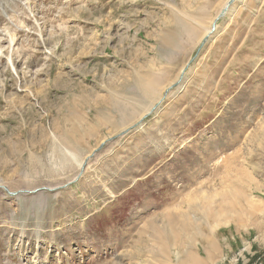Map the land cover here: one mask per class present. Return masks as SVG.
Segmentation results:
<instances>
[{"label":"rangeland","instance_id":"1","mask_svg":"<svg viewBox=\"0 0 264 264\" xmlns=\"http://www.w3.org/2000/svg\"><path fill=\"white\" fill-rule=\"evenodd\" d=\"M225 1L0 11V264H157L170 230L264 221V0Z\"/></svg>","mask_w":264,"mask_h":264},{"label":"crops","instance_id":"2","mask_svg":"<svg viewBox=\"0 0 264 264\" xmlns=\"http://www.w3.org/2000/svg\"><path fill=\"white\" fill-rule=\"evenodd\" d=\"M78 139L80 142L84 140ZM176 223L178 220L173 218L172 225ZM190 227L194 228V224ZM172 242L178 250L176 258L160 257L157 264H264V221L253 223L247 230L232 223L222 227V232H203L200 235H195L194 230L189 231V226L185 224L180 230H170L164 235L165 246L173 245ZM145 262L155 264L148 259Z\"/></svg>","mask_w":264,"mask_h":264},{"label":"bare ground","instance_id":"3","mask_svg":"<svg viewBox=\"0 0 264 264\" xmlns=\"http://www.w3.org/2000/svg\"><path fill=\"white\" fill-rule=\"evenodd\" d=\"M1 1V0H0ZM16 0H7V1H5V2H3L1 5H0V11H1V13L3 14V16H5V17H8L9 15H10V13H11V8H10V5H12L13 4V2H15ZM195 1V0H194ZM237 0H226L225 1V3H224V7H225V5H227V7H226V9H224V11H223V13L221 14V15H226L229 11H230V9H231V6L234 4V2H236ZM193 4V3H192ZM220 15V16H221ZM10 16H12V14L10 15ZM218 18V17H217ZM8 19V18H7ZM217 20V19H216ZM211 28H212V26L208 29V31H207V33H206V35H203L204 36V39H206V38H208L210 35H211ZM12 34V33H11ZM14 34V33H13ZM195 34V33H194ZM172 35H174V34H172ZM179 35V34H178ZM12 36V35H11ZM195 38V37H194ZM168 39H169V37H168ZM163 41V40H162ZM204 41V40H203ZM169 42V41H168ZM161 43H163V42H161ZM165 43V42H164ZM168 44V43H167ZM191 44V43H190ZM195 44V43H194ZM173 46H175V45H173ZM188 46V45H187ZM181 48V47H180ZM180 51V50H179ZM190 52V51H189ZM145 76H147V75H145ZM181 76H182V74H181ZM180 76V77H181ZM142 77V76H141ZM150 77V76H149ZM145 78L144 80H143V82H140V85L139 86H141V89H142V91H144V93L146 94V95H154L155 94V92H157V86L158 85H161V84H159V83H157V80H155V81H153L152 80V78L150 77V78ZM140 78V77H139ZM161 83V82H160ZM170 86H173V83L170 85ZM180 87H182V85L180 86ZM170 89V88H169ZM161 92V91H160ZM162 92H163V90H162ZM166 92H168V90L166 91ZM161 94V93H160ZM156 95H159V94H156ZM165 96V95H164ZM164 96L163 97H161V98H159V100H158V103H157V105H159L161 102H162V100L164 99ZM159 97V96H158ZM151 98V97H150ZM131 99V98H130ZM147 99H148V97H147ZM115 100V99H114ZM118 100V99H117ZM118 102V101H117ZM120 102V101H119ZM146 102V101H145ZM148 102V101H147ZM148 103H150V102H148ZM154 103V102H153ZM115 105V104H114ZM157 105H155V106H157ZM115 106H117V108L119 109V106H120V103H116V105ZM125 106V105H124ZM122 107V106H121ZM120 107V108H121ZM123 108V107H122ZM147 108V107H146ZM148 108H150V106L148 107ZM125 109H129V106L127 105V107H125ZM154 110V107H152V109H151V112ZM130 112V111H129ZM150 111H147L146 113H142V114H140V115H143V117H141V118H139V119H137L135 122H134V124L128 129V130H126V131H123L121 134H120V136L119 137H121V136H124V133H127V132H129L130 130H132L134 127H136V126H138V127H141L144 123H145V121H146V119L149 117V115H150V113H149ZM121 114V113H120ZM122 115V114H121ZM137 115V114H136ZM139 115V116H140ZM124 116V115H123ZM78 141H80V139H77ZM66 164V163H65ZM68 164H70V163H68ZM59 188H62V187H47V188H45L46 190H49V191H53V190H56V189H59ZM8 191V190H7ZM34 192H36V191H34ZM8 193H10V194H16V193H12L11 191L9 192L8 191ZM17 196V195H16ZM39 201H41L42 202V200H38L37 202H39ZM220 204V203H219ZM219 204H218V206H219ZM224 204V203H223ZM221 205V204H220ZM226 207H228V204H226V205H221V211H224V213H226V209H228V208H226ZM234 207V206H233ZM213 208H214V206H213ZM235 208V207H234ZM233 209V208H232ZM203 212V211H202ZM209 212V211H208ZM176 213V212H175ZM219 214V213H218ZM222 214V213H221ZM170 215V214H169ZM220 215V214H219ZM202 216V215H201ZM222 216H223V214H222ZM186 217V216H185ZM213 217H215V216H213ZM184 218V217H183ZM227 218V217H226ZM217 218H215V220H216ZM218 220H219V217H218ZM187 221V220H186ZM185 222V221H184ZM207 222V221H206ZM212 222V221H211ZM153 223V222H152ZM151 223V224H152ZM150 224V225H151ZM158 225V224H157ZM155 227V226H154ZM158 227V226H157ZM255 227H256V225H255ZM151 229V228H150ZM155 229V228H154ZM159 229V228H158ZM161 231V230H160ZM143 232V231H142ZM142 232H140L139 233V236L141 235V233ZM173 234V233H172ZM139 236H138V238H139ZM175 236V235H174ZM140 239V238H139ZM138 239V240H139ZM132 255V254H131ZM170 264V263H169Z\"/></svg>","mask_w":264,"mask_h":264},{"label":"water","instance_id":"4","mask_svg":"<svg viewBox=\"0 0 264 264\" xmlns=\"http://www.w3.org/2000/svg\"><path fill=\"white\" fill-rule=\"evenodd\" d=\"M221 16H224V14L221 15ZM221 16H220V17H221ZM216 28H217V21L214 22V24L212 25L211 31L214 33V32L216 31ZM213 33H212V34H213ZM212 34L210 35V38H211ZM210 38H206V39H204L202 45L204 46V45L210 40ZM198 54H200V53H198ZM198 54H197V56H196L193 60H195V59L198 57ZM182 79H183V76H182ZM154 111H155V110H154ZM82 170H83V169H82Z\"/></svg>","mask_w":264,"mask_h":264}]
</instances>
